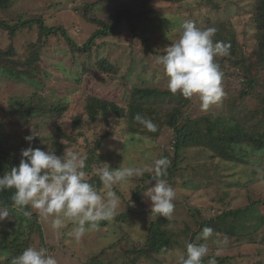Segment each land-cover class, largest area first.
<instances>
[{
	"label": "rangeland",
	"instance_id": "rangeland-1",
	"mask_svg": "<svg viewBox=\"0 0 264 264\" xmlns=\"http://www.w3.org/2000/svg\"><path fill=\"white\" fill-rule=\"evenodd\" d=\"M260 2L261 0H20L7 9L0 10V18L7 23H15L19 15L42 16L49 27L67 29L72 41L82 48L102 28L92 19L102 20L107 26H116L119 21L118 33L111 32L108 36L97 38L94 45L85 52H76L61 36L39 41L37 26L23 29L15 37L0 30V52L13 47V59L19 61L14 66L0 61V70L14 67V71H26L28 76L24 82L5 78L0 83V129L11 137L8 147L13 149L14 154L23 144L27 148L31 146L55 152L57 156H62L65 149L70 148L79 152L86 163L89 153L96 151L98 162L92 165V173L87 174L85 180L98 175L96 169L102 167V163L118 169L123 161L125 166H142L168 156L171 167H176V171L168 179L163 178L176 193L174 212L162 226L172 233L173 246L160 256L154 255L146 259L137 252L145 248L152 223L161 217L151 213V201L144 195L149 187L155 185L156 181L152 178L154 172L134 177L123 186L114 185L113 190L121 201L114 217L109 221H102L105 225L86 233L79 242L67 235L71 224L62 230L64 234L57 235L52 230L50 221L32 210L42 226L40 235L36 230L31 231L29 218L16 210L19 215L18 224L21 222L25 233L21 238L22 243L46 247L58 264H179L186 245L193 243L192 237L199 231L198 224L221 217L225 212L249 207L252 202L264 201V151L248 155V164L237 165L211 159V153L205 149H187L182 151L175 164V150L171 141L173 131L168 127L164 128L159 140L153 141L144 136L147 134L129 131L125 114L119 116L110 109L107 112L100 110L96 119L91 120L86 108L90 99L98 98L106 107L108 104H115L125 112L136 88L167 92V78L163 76L162 66L157 63L156 58L163 55L165 47L179 38L182 23L190 20L198 28L215 27L217 32L214 42L229 44L232 40L234 59L241 64L232 66L231 60H225L222 68L230 76L222 83L225 93L222 100L209 110L201 111L198 98L193 97L190 107L184 111V117L195 120L204 119L208 115L214 118L224 113L228 115L230 104L240 105L246 100L241 98L242 93L248 89L242 75L245 73L243 68L249 63L243 62V59L255 56L256 61L257 55L254 53L258 51V32L254 17ZM81 6L87 8L85 13L77 10ZM33 44H36L35 49L31 48ZM32 57H38L39 61L28 65V59ZM216 59L220 61V57ZM103 61L114 70L100 68ZM258 72L264 75V71ZM157 74L160 79H157ZM33 95L36 96L31 98ZM23 102L44 110L51 105L64 103L68 110L59 122L50 114H37L35 117L10 114L12 105L21 110ZM244 105L247 111L255 108L257 103L248 98ZM77 117L82 118L81 126L74 131L73 123ZM58 125L72 140H62L55 146L51 138ZM33 132L38 136L29 144L25 137ZM99 141L100 148L96 150ZM194 186L198 189L194 190ZM138 188L141 190L140 199L134 201L132 197ZM99 191L103 194L107 190L102 186ZM129 210L132 213L129 217L119 219L120 215ZM262 217L264 207L255 206L236 219L234 224L249 228L247 236L240 235L242 230L238 231V238H231L219 230L213 231L207 241L209 254L203 258L202 264H208L204 261L212 255L223 260L217 261V264H264V224L257 230L253 229ZM10 219L17 221L9 215L6 220L0 221V240L2 231L10 228ZM233 222L232 219L222 218L220 226H231ZM225 237L226 244L216 243L223 241ZM194 243L205 241L195 239ZM8 257L10 256L0 253V264H8Z\"/></svg>",
	"mask_w": 264,
	"mask_h": 264
},
{
	"label": "trees",
	"instance_id": "trees-1",
	"mask_svg": "<svg viewBox=\"0 0 264 264\" xmlns=\"http://www.w3.org/2000/svg\"><path fill=\"white\" fill-rule=\"evenodd\" d=\"M20 0H0V10L7 9L9 6ZM164 2H174L180 0H159ZM86 7H80L77 10L79 13H85ZM88 12L84 15L86 16ZM117 19V18H116ZM94 23L99 24L102 28L94 33V35L88 40L86 45L78 47L69 36L67 29L63 27H49L46 24L45 19L42 16H29L25 17L24 15H19L18 20L15 23H7L0 18V30H5L10 34L11 37H15L18 32L23 29H31L34 26H37L39 29V41L43 39H50L53 37L61 36L64 40L70 45L73 50L76 52H85L94 45V42L97 38H102L108 36L111 32H119V21L116 26H107L106 23L97 18L92 19ZM254 23L257 25V43L258 51L254 53L257 55L256 61L255 56L250 58H244L243 62H248L243 68L245 72L242 75L245 85H248V89L245 90L241 98L246 99L242 103L236 104L232 103L229 105L228 115H221L220 117H213L208 115L204 119H186L184 117L185 109H188L190 103L193 102V99H186L181 96L179 93L172 94L169 91L159 92L157 89L151 88H136L133 90L132 95L130 96V101L127 111L123 112L115 104H108L107 107L105 104H101L100 99L92 98L90 99V104L87 105V111L89 118L95 120L100 110L107 112V109L112 110L117 113L119 116L125 114V119L128 124V130L133 133H142L147 139L157 141L161 138L163 130L165 127L173 131L171 141L174 145V154L175 164L178 163L177 160L181 155L182 151L187 149H205L211 153V159H220L226 163H233L237 165H246L248 164L247 156L250 154H256L257 152L264 151V75H261L258 70L264 71V0H261L260 4L257 6ZM134 33L135 31L132 30ZM230 49L229 54L226 56H221L220 61H217L220 65V69L223 72V79L227 80L230 76L227 74L223 67L225 60H231L232 66H240L241 62L234 59L235 49L233 47V41H229ZM32 49L36 48V44L31 45ZM15 51L11 47L6 52H0V61L4 64L14 66L19 61L14 60ZM38 57H32L28 59V65L38 62ZM100 68L108 69L109 71L114 70L108 63L103 61ZM14 67H4L0 70V83L7 78L10 81L15 82H24L28 78L26 71H14ZM259 74L260 76H257ZM36 95L31 96L34 97ZM255 100L257 106L252 110L245 111L244 102L248 100ZM18 102V101H16ZM161 107V108H160ZM67 106L64 103L57 105H51L49 109L44 110L41 108H33L28 106L27 102H23L20 107L12 105L10 114L20 115L22 117H27L29 115L37 114L48 115L50 114L55 121H61L67 113ZM171 112V113H170ZM250 112V113H249ZM137 114L142 115L143 117L152 120L153 123L158 126L155 132H150L144 128L139 122L134 118ZM166 118V120H162ZM81 117H77L73 123V130L76 131L81 126ZM135 136V135H134ZM53 143L56 144L62 140H72L71 137L64 131V129L58 125L55 128L52 138ZM135 139V138H134ZM11 143V137L4 133L0 129V176H3L5 172L9 171L12 167L19 165L21 160V150L26 149V145L21 146L18 149L17 153L14 154L13 149L8 147ZM100 141L96 145L95 149L100 148ZM8 147V148H7ZM167 156V155H166ZM168 158V156H167ZM98 162V155L96 151L89 153L86 160L85 171L87 174L92 173V165ZM176 167H168L167 176L161 178H169V175H172L176 170ZM174 171V172H173ZM148 175V174H147ZM147 177V176H146ZM150 180V179H149ZM90 184L94 185L98 190L103 186L102 182L99 180V175H96L93 178L86 180ZM194 190L198 188L193 187ZM141 190L138 188L137 193L132 197V200L138 201L140 199ZM13 195L12 190H6L0 192V208L6 209L9 213V216L15 217L16 222L9 223V229L3 230L1 233L0 240V253L7 254L10 256L6 259V262L10 264L11 258L19 255L25 248L29 247L28 242H21V238L25 235L22 230L21 222L18 224L19 215L15 208L12 206L11 196ZM261 206L264 207V201L252 202L249 207L238 210H231L225 212L221 217L214 218L208 222H204L199 225V231L194 233L192 241L196 239L197 235L201 232L204 227H211L214 231H221L222 233L230 236L231 238L240 237L238 236V231L242 230L240 235L247 236L248 229L247 227L238 226L235 223L236 219L240 217L241 214L247 212L249 209ZM32 211V209H27ZM131 210L127 213L120 215L119 219L127 218L131 215ZM232 219L234 222L231 226H226L221 228L220 221L221 219ZM258 220V219H257ZM31 224V231L36 230L40 235H42V226L38 223V217L35 213L32 214L29 218ZM167 223V219L160 217L157 222H153L149 235L147 237L145 248L140 251H137L140 256L145 257L146 259L151 258V256L157 255L160 256L162 253L167 252L172 248L173 242L170 231L163 229L162 226ZM264 224V217L260 218L257 223V227L253 229H258L259 226ZM100 225H105V222H100ZM21 229H19L20 227ZM233 240V239H232ZM186 251V250H185ZM215 258L216 261H223L220 257L210 256L205 259L204 262H208L210 258ZM231 259V257H230ZM180 264V263H179ZM204 264V263H203ZM207 264V263H206Z\"/></svg>",
	"mask_w": 264,
	"mask_h": 264
},
{
	"label": "clouds",
	"instance_id": "clouds-1",
	"mask_svg": "<svg viewBox=\"0 0 264 264\" xmlns=\"http://www.w3.org/2000/svg\"><path fill=\"white\" fill-rule=\"evenodd\" d=\"M179 38L163 49V55L157 56L162 66L163 76L167 78V89L172 94L179 93L186 99L198 98L201 111H207L224 97L222 87L223 72L217 57L229 54L230 44L215 41V27L198 28L190 20L181 25ZM157 79L160 75L157 74ZM150 132L157 126L152 120L137 114L134 118ZM38 136L34 133L26 136L31 142ZM18 166L0 176V192L12 190V206L25 217L36 214L50 221L52 230L62 235L66 225L71 224L67 235L79 242L86 233L98 230L100 222L111 220L120 206V196L113 190L114 185L123 186L132 178L145 173H155L156 181L144 195L151 201V213L165 218L174 212L175 190L166 179L171 162L167 157L155 159L150 165L125 166L124 161L118 169L108 163L96 169L99 180L107 191L101 193L84 178L85 160L79 152L66 148L62 156L40 148L28 147L21 150ZM8 211L0 208V221L8 218ZM211 227H204L196 240L205 243H188L180 264H202L208 256L207 241L213 235ZM217 244H226L227 237ZM10 264H58L54 255L46 247L29 246L19 255L11 258ZM208 264H217L210 258Z\"/></svg>",
	"mask_w": 264,
	"mask_h": 264
}]
</instances>
